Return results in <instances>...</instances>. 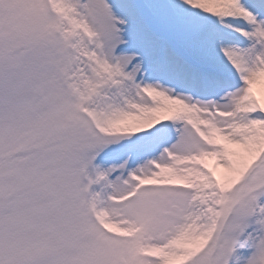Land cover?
<instances>
[{"label":"snow or ice","instance_id":"obj_1","mask_svg":"<svg viewBox=\"0 0 264 264\" xmlns=\"http://www.w3.org/2000/svg\"><path fill=\"white\" fill-rule=\"evenodd\" d=\"M0 264H264V0H0Z\"/></svg>","mask_w":264,"mask_h":264}]
</instances>
